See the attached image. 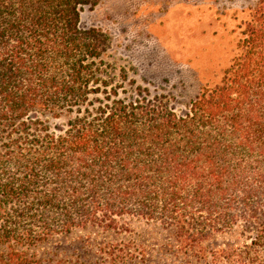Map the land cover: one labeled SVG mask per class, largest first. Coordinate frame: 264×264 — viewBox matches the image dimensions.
<instances>
[{
  "label": "trees",
  "instance_id": "trees-1",
  "mask_svg": "<svg viewBox=\"0 0 264 264\" xmlns=\"http://www.w3.org/2000/svg\"><path fill=\"white\" fill-rule=\"evenodd\" d=\"M101 1L0 0V264L123 217L159 222L199 259L241 227L250 241L212 262L264 264V0L221 80L184 113L105 76L110 37L80 26ZM48 114L71 118L57 133Z\"/></svg>",
  "mask_w": 264,
  "mask_h": 264
},
{
  "label": "rangeland",
  "instance_id": "rangeland-1",
  "mask_svg": "<svg viewBox=\"0 0 264 264\" xmlns=\"http://www.w3.org/2000/svg\"><path fill=\"white\" fill-rule=\"evenodd\" d=\"M258 1L102 0L84 10L80 26L110 37L107 78L136 94L130 88L134 80L143 95L163 96L184 113L205 86L221 80L235 55L241 24ZM43 118L59 133L71 115ZM118 222V229L88 226L54 235L30 249L29 264H214V249L249 242L252 236L241 227L218 235L209 242L208 256L199 259L180 252L173 231L159 222L133 217Z\"/></svg>",
  "mask_w": 264,
  "mask_h": 264
}]
</instances>
